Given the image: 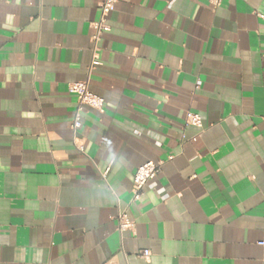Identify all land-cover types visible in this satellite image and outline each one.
Here are the masks:
<instances>
[{
    "label": "crops",
    "instance_id": "crops-1",
    "mask_svg": "<svg viewBox=\"0 0 264 264\" xmlns=\"http://www.w3.org/2000/svg\"><path fill=\"white\" fill-rule=\"evenodd\" d=\"M103 2L0 0V264H264V0H121L89 75Z\"/></svg>",
    "mask_w": 264,
    "mask_h": 264
},
{
    "label": "built area",
    "instance_id": "built-area-1",
    "mask_svg": "<svg viewBox=\"0 0 264 264\" xmlns=\"http://www.w3.org/2000/svg\"><path fill=\"white\" fill-rule=\"evenodd\" d=\"M121 0H104L100 6V18L98 21L91 24L93 34L91 36L93 58L89 66V75L93 70L101 65L100 61V41L102 37L111 30L109 24V16L115 10L116 5ZM69 92L77 97V108L72 121L71 129L74 134L77 148L84 152L83 144L77 142V133L82 128V116L85 107H90L97 110L101 114L104 113V99L94 94L90 89V80L75 82L69 85ZM264 118V117H263ZM187 124L202 128L203 122L200 115L193 112L187 114ZM160 172V164L149 162L138 168L134 175L133 181V201H140L144 195L145 188L149 181L154 179ZM105 177V174H104ZM117 228L120 234L130 231L134 227V223L129 219L125 211H120L116 218ZM264 246V242L260 243ZM143 256L148 258L149 251H144Z\"/></svg>",
    "mask_w": 264,
    "mask_h": 264
}]
</instances>
